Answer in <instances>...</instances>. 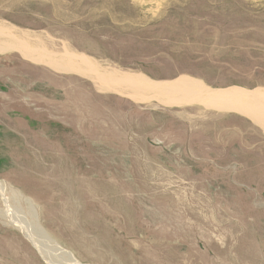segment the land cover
Returning a JSON list of instances; mask_svg holds the SVG:
<instances>
[{"label":"rangeland","instance_id":"obj_1","mask_svg":"<svg viewBox=\"0 0 264 264\" xmlns=\"http://www.w3.org/2000/svg\"><path fill=\"white\" fill-rule=\"evenodd\" d=\"M5 25L80 71L0 54V264H264V130L205 104L264 90V0H0Z\"/></svg>","mask_w":264,"mask_h":264},{"label":"bare ground","instance_id":"obj_2","mask_svg":"<svg viewBox=\"0 0 264 264\" xmlns=\"http://www.w3.org/2000/svg\"><path fill=\"white\" fill-rule=\"evenodd\" d=\"M8 25V24H7ZM18 33L11 27L0 26V54H7L9 52H18L25 59L32 61L38 64H45L54 69L62 70L66 69V71H76L79 72L77 63L74 61L75 58H72L71 55L66 53L60 61L55 60V56L49 53L43 46V43L34 38L35 35H31L30 32H21ZM38 37V36H37ZM34 40L35 43H31ZM50 51V50H49ZM62 56V55H61ZM79 61L83 63V58H80ZM92 71V68H91ZM95 71V69H94ZM95 73V72H94ZM97 73V72H96ZM118 75V74H117ZM98 80L102 83L108 82L110 85L121 89L123 87L128 89L130 92L136 91V89H140L144 87L146 89L158 90L164 95L170 96V100L173 103H177L180 99L179 97L183 95L185 98L190 94L192 88L197 87V84L193 81L187 79H178L175 82L171 83H153L148 80L143 75H129V74H121L118 76L114 74L107 75H98ZM107 84V83H106ZM124 85L126 87H124ZM127 90V91H128ZM182 98V99H183ZM206 106L214 107L219 110H234L242 113L243 115L251 118L256 124L261 126L264 130V90L258 89L254 91H248L245 89L235 88L230 90H218L214 91L212 97L206 99ZM0 191L2 195L5 193V188L0 184ZM17 198L16 195H14ZM26 203H30L29 200ZM31 204V203H30ZM31 206V205H30ZM31 209V208H30ZM31 214L35 213L31 209L30 216L33 218ZM16 224V226L27 233L28 238L31 240L32 244L37 249L41 250L39 245V240L47 241L48 243H53V241L46 235V233L36 225L35 222H30L26 215H20ZM36 219V218H34ZM45 243V242H44ZM53 246V245H52ZM54 247V246H53ZM57 247V246H55ZM58 248V247H57ZM56 248V249H57ZM42 250L45 249V245H43ZM44 253V252H43ZM49 260V263L56 264L53 260Z\"/></svg>","mask_w":264,"mask_h":264}]
</instances>
